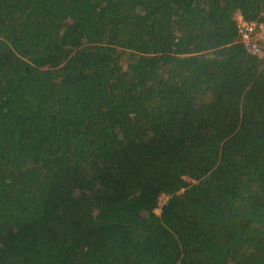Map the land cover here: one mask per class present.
I'll return each instance as SVG.
<instances>
[{"label": "trees", "instance_id": "trees-1", "mask_svg": "<svg viewBox=\"0 0 264 264\" xmlns=\"http://www.w3.org/2000/svg\"><path fill=\"white\" fill-rule=\"evenodd\" d=\"M237 13L264 0H0V264H264Z\"/></svg>", "mask_w": 264, "mask_h": 264}, {"label": "built area", "instance_id": "built-area-1", "mask_svg": "<svg viewBox=\"0 0 264 264\" xmlns=\"http://www.w3.org/2000/svg\"><path fill=\"white\" fill-rule=\"evenodd\" d=\"M235 19L241 41L250 53L257 55L264 63V20L249 21L241 13H237ZM165 198H167L166 195H160L158 209L164 204Z\"/></svg>", "mask_w": 264, "mask_h": 264}, {"label": "rangeland", "instance_id": "rangeland-1", "mask_svg": "<svg viewBox=\"0 0 264 264\" xmlns=\"http://www.w3.org/2000/svg\"><path fill=\"white\" fill-rule=\"evenodd\" d=\"M166 199L167 198L164 199L163 203H165ZM159 212H160V210L157 209L156 213H159Z\"/></svg>", "mask_w": 264, "mask_h": 264}]
</instances>
